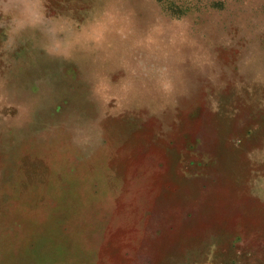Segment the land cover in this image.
I'll use <instances>...</instances> for the list:
<instances>
[{"label":"rangeland","instance_id":"374dc122","mask_svg":"<svg viewBox=\"0 0 264 264\" xmlns=\"http://www.w3.org/2000/svg\"><path fill=\"white\" fill-rule=\"evenodd\" d=\"M0 264H264V0H0Z\"/></svg>","mask_w":264,"mask_h":264}]
</instances>
